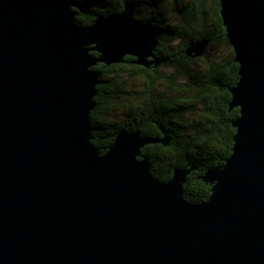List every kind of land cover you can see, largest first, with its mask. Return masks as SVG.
Masks as SVG:
<instances>
[{"label": "water", "instance_id": "95a60500", "mask_svg": "<svg viewBox=\"0 0 264 264\" xmlns=\"http://www.w3.org/2000/svg\"><path fill=\"white\" fill-rule=\"evenodd\" d=\"M218 2L238 117L226 163L199 177L208 199L190 203L193 164L162 183L138 159L167 138L122 131L105 154L91 142L92 68L161 64L132 3L82 26L75 0H0V264H264V0Z\"/></svg>", "mask_w": 264, "mask_h": 264}, {"label": "trees", "instance_id": "16d2710c", "mask_svg": "<svg viewBox=\"0 0 264 264\" xmlns=\"http://www.w3.org/2000/svg\"><path fill=\"white\" fill-rule=\"evenodd\" d=\"M75 1L78 25L89 26L99 17L120 13L124 3L131 2L136 21L159 33L154 52L161 61L158 67L134 65V58L127 56L125 63L92 68L101 73L89 115L95 149L105 154L122 131L167 138L166 146H144L138 159L148 158L151 175L162 183L171 179L174 169L193 164L196 169L186 177L183 198L190 203L206 201L210 187L199 177L226 163L235 135L232 122L238 117V109L229 106L238 64L226 38L218 0ZM201 39L210 40L206 52L188 57L186 49ZM221 47L229 53L216 58Z\"/></svg>", "mask_w": 264, "mask_h": 264}, {"label": "rangeland", "instance_id": "374dc122", "mask_svg": "<svg viewBox=\"0 0 264 264\" xmlns=\"http://www.w3.org/2000/svg\"><path fill=\"white\" fill-rule=\"evenodd\" d=\"M228 53H229V50L227 48L221 47V49H219L218 52H216L214 55L216 58H222V57L227 56Z\"/></svg>", "mask_w": 264, "mask_h": 264}, {"label": "bare ground", "instance_id": "6f19581e", "mask_svg": "<svg viewBox=\"0 0 264 264\" xmlns=\"http://www.w3.org/2000/svg\"><path fill=\"white\" fill-rule=\"evenodd\" d=\"M75 2H76V1H75ZM76 4H77V3H76ZM95 56H96V55H95ZM170 80H171V79H170ZM170 80H169V81H170Z\"/></svg>", "mask_w": 264, "mask_h": 264}]
</instances>
